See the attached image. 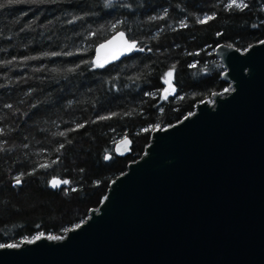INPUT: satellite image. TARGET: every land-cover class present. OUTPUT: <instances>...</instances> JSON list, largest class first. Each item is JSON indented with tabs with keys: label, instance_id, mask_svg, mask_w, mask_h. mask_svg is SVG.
<instances>
[{
	"label": "trees",
	"instance_id": "trees-1",
	"mask_svg": "<svg viewBox=\"0 0 264 264\" xmlns=\"http://www.w3.org/2000/svg\"><path fill=\"white\" fill-rule=\"evenodd\" d=\"M0 3L2 245L61 236L82 221L110 180L142 154L153 128L229 86L216 44L244 50L264 38V0H244L243 9H229L230 0ZM205 15L214 19L199 23ZM116 31L144 51L96 67V45ZM173 65L174 90L164 99ZM125 135L131 150L117 155L114 143ZM55 177L61 183L53 187Z\"/></svg>",
	"mask_w": 264,
	"mask_h": 264
},
{
	"label": "water",
	"instance_id": "water-1",
	"mask_svg": "<svg viewBox=\"0 0 264 264\" xmlns=\"http://www.w3.org/2000/svg\"><path fill=\"white\" fill-rule=\"evenodd\" d=\"M214 52L228 87L153 128L142 154L62 239L0 247V264H264V38L244 50L219 42ZM131 144L125 135L114 151Z\"/></svg>",
	"mask_w": 264,
	"mask_h": 264
},
{
	"label": "snow or ice",
	"instance_id": "snow-or-ice-1",
	"mask_svg": "<svg viewBox=\"0 0 264 264\" xmlns=\"http://www.w3.org/2000/svg\"><path fill=\"white\" fill-rule=\"evenodd\" d=\"M6 2L8 5H11V4L20 2V0H6ZM107 3L111 4L112 0H107ZM4 6H5L4 3H0V8H3ZM227 7L229 9H231L233 7L238 8V9H243V8L248 7V5L246 3H244V0H230V3H228ZM212 19H214V16L205 15L202 19L199 20V23L205 24V23H208L209 21H211ZM113 27H115V25ZM180 27L184 28V27H187V25L184 22H181ZM100 49L107 50V55L104 58H102L99 54L100 50H97V57H96V60L93 62L96 67H104L105 63L108 62L109 58L116 59L120 55H123L125 53H130L133 51H141V52L144 51L143 48H138L137 41L127 39L125 37L124 32H118L117 35L114 36L112 40L108 41L106 44H102L100 46ZM53 55H57V53H53ZM193 67H195V65H193ZM174 69H175V66L173 65L172 69L166 73L165 82L169 85V89L172 88V78L174 75ZM169 89H165L164 99L168 98L167 93H168ZM7 107H11V105H7ZM107 118L108 117H99V119H107ZM84 126H85L84 124L77 125L78 128H82ZM2 131L3 130L0 129V132H2ZM61 135H63V133H61ZM127 145H128V141L126 139L122 140L120 142V146L117 148V151H120L121 148L126 149ZM62 147H63V145H61V148ZM2 150H3V146L0 145V151H2ZM109 158L110 157H108V156L105 157V159H109ZM41 167H48V165L44 164V165H41ZM15 182L17 185H19L21 183V178L19 176H17L15 178ZM60 183H61V181H58L56 179H53L51 181V184L53 187L58 186ZM63 183L67 184L68 181H63ZM77 227H79V225H77ZM42 236H43V233H40L39 235L36 236V239L38 240ZM49 239L59 240V239H62V237L50 236ZM17 246L18 245H16V244H7V245L0 244V247L14 248Z\"/></svg>",
	"mask_w": 264,
	"mask_h": 264
},
{
	"label": "rangeland",
	"instance_id": "rangeland-1",
	"mask_svg": "<svg viewBox=\"0 0 264 264\" xmlns=\"http://www.w3.org/2000/svg\"><path fill=\"white\" fill-rule=\"evenodd\" d=\"M165 78H166V74H165L164 80H165ZM165 89H169V85H168L166 82H165V87H164V89H163V90H164V93H165ZM171 90H172V88L169 89L168 92H172V91H173V90H172V91H171ZM210 99H211V98H210Z\"/></svg>",
	"mask_w": 264,
	"mask_h": 264
},
{
	"label": "flooded vegetation",
	"instance_id": "flooded-vegetation-1",
	"mask_svg": "<svg viewBox=\"0 0 264 264\" xmlns=\"http://www.w3.org/2000/svg\"><path fill=\"white\" fill-rule=\"evenodd\" d=\"M113 148H114V146H113ZM115 152V151H114ZM107 154V153H106ZM115 154H117L116 152H115ZM111 155H112V153L110 154V157H111ZM118 155V154H117Z\"/></svg>",
	"mask_w": 264,
	"mask_h": 264
},
{
	"label": "built area",
	"instance_id": "built-area-1",
	"mask_svg": "<svg viewBox=\"0 0 264 264\" xmlns=\"http://www.w3.org/2000/svg\"><path fill=\"white\" fill-rule=\"evenodd\" d=\"M208 99H210V98H208Z\"/></svg>",
	"mask_w": 264,
	"mask_h": 264
}]
</instances>
